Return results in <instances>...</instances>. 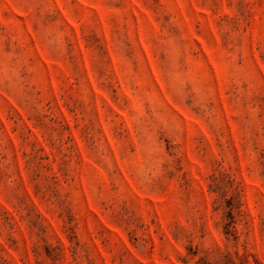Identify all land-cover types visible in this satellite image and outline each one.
<instances>
[{"label":"rangeland","instance_id":"374dc122","mask_svg":"<svg viewBox=\"0 0 264 264\" xmlns=\"http://www.w3.org/2000/svg\"><path fill=\"white\" fill-rule=\"evenodd\" d=\"M0 264H264V0H0Z\"/></svg>","mask_w":264,"mask_h":264}]
</instances>
